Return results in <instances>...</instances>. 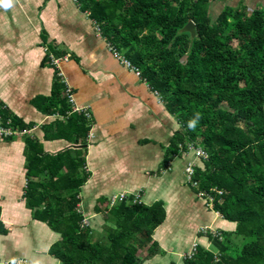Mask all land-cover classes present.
I'll return each mask as SVG.
<instances>
[{"label":"trees","instance_id":"obj_1","mask_svg":"<svg viewBox=\"0 0 264 264\" xmlns=\"http://www.w3.org/2000/svg\"><path fill=\"white\" fill-rule=\"evenodd\" d=\"M79 1L101 28L108 26L102 30L109 46L124 53L175 117L168 155L180 157L193 146L209 157L195 167L198 193L214 196L213 209L234 229L202 233L213 249L198 245L183 263L264 264V15L224 10L213 19L208 8L216 0ZM190 22L194 39L183 31ZM4 109L0 116L7 125ZM71 115L63 128L79 145L88 123L81 114ZM67 155L29 159L28 208L61 236L56 258L61 264H146L140 251L158 253L152 236L165 221V209L148 208L133 196L101 211L105 241L94 240L95 229L78 207L88 180L85 157ZM64 168L70 172L63 176ZM46 172L49 182H37ZM5 233L0 225V235Z\"/></svg>","mask_w":264,"mask_h":264},{"label":"crops","instance_id":"obj_2","mask_svg":"<svg viewBox=\"0 0 264 264\" xmlns=\"http://www.w3.org/2000/svg\"><path fill=\"white\" fill-rule=\"evenodd\" d=\"M224 10L264 15V0H216L208 13L216 19ZM95 22L73 0L0 2V108L9 128L27 131L0 139V225L6 231L0 235V264H61L53 253L61 236L28 208L29 159L36 155L85 157L88 180L78 207L95 230L99 220L105 230L101 211H108L113 196L140 195L148 208L162 205L166 218L152 236L159 251L146 264H184L180 256L193 244L212 249L202 228L234 229L186 183V168L202 167L201 161L192 152L168 155L175 117L160 94L111 51ZM51 57L60 61L77 104L91 112V119L84 116L89 134L79 145L65 135L73 116L67 115L70 105ZM69 172L64 168L61 175ZM36 181L47 184L49 174Z\"/></svg>","mask_w":264,"mask_h":264},{"label":"built area","instance_id":"obj_3","mask_svg":"<svg viewBox=\"0 0 264 264\" xmlns=\"http://www.w3.org/2000/svg\"><path fill=\"white\" fill-rule=\"evenodd\" d=\"M76 3H79V0H73ZM96 24V22H95ZM97 32L98 34H101V27H99L98 25L96 26ZM109 46V45H108ZM110 47V46H109ZM111 51L114 52V54L120 58V53L118 51L113 50L110 47ZM51 63L52 65H54L57 70H58V78L61 81L63 88H64V95L66 97L67 103L70 105V110L67 111V115H71L74 113H78L81 114L83 116H85L87 119H91V112L89 110V108L87 106H79L76 102V98H75V93L73 91V88L71 87V85L69 84L70 82L67 79V76L59 69V64L60 61L55 59L54 57H51ZM123 63L125 65H127L128 68L134 70L135 72H137L138 74H140L138 72V70L133 67L132 65L129 64L128 61H126V59H123ZM7 125H9V121H7ZM7 125H3L2 123V116H0V139L2 138H7V137H12V136H21L27 133L26 130H18V129H11L9 128ZM92 137V136H89ZM190 152L194 153L195 156L201 160V161H208L209 157L207 155V153L200 149V148H195L193 146H191L190 148ZM185 179H186V183L191 186L192 188L198 189L199 188V183L195 180V166L194 165H189L186 170H185ZM217 193L219 195H222L223 192L222 191H217ZM198 196L200 198H204L206 200V203L209 207L213 208L214 207V202H215V197L212 195H208L207 193L204 192H200L198 193ZM136 198V200L140 197V195H136L134 196ZM124 202H130V198L129 196H127L126 194H121L118 196H113L110 199V207H117V205H120ZM136 203V201H135ZM204 234H211L212 236H217L218 232L213 231L212 228L209 227H204L201 230ZM197 246L198 245H194L192 250L190 251V253H188V256H186L185 258H192L193 255L196 253L197 250ZM14 263V262H11ZM15 264H27L25 260L23 261H19L16 262Z\"/></svg>","mask_w":264,"mask_h":264},{"label":"rangeland","instance_id":"obj_4","mask_svg":"<svg viewBox=\"0 0 264 264\" xmlns=\"http://www.w3.org/2000/svg\"><path fill=\"white\" fill-rule=\"evenodd\" d=\"M103 28H105V29H108V26L106 25L105 27H103ZM104 29V30H105ZM123 51H124V49H123ZM123 53V52H122ZM123 58H124V53H123ZM195 157V156H194ZM195 158H197V157H195ZM198 159V158H197ZM199 164H201V163H199ZM104 205H106V202H104ZM96 224V227H97V229L94 231V240H102V241H105V238L103 237L104 235H105V231H104V229L101 227V226H104L103 225V222L101 221V220H99L97 223H95ZM45 225H47V224H45ZM212 230L213 231H216L217 230V228H212ZM104 231V232H103ZM196 244V243H195ZM195 244H193L192 246H191V248L190 249H188V250H186V251H184V253H182L181 254V261H183L184 259H185V257L186 256H188V253H190V251L192 250V248H193V246L195 245ZM206 246H209V244L208 243H206L205 244ZM212 249H213V247H212ZM148 250V249H147ZM146 250V251H147ZM146 258H148L149 259V254H147V253H145V254H142V260H144L145 261V259ZM166 260L168 261V262H170V261H172L173 260V257L172 256H168V257H166ZM155 262H150V263H148V264H154Z\"/></svg>","mask_w":264,"mask_h":264},{"label":"water","instance_id":"obj_5","mask_svg":"<svg viewBox=\"0 0 264 264\" xmlns=\"http://www.w3.org/2000/svg\"><path fill=\"white\" fill-rule=\"evenodd\" d=\"M183 31H189L193 39L196 38V36H197V32H196V28H195L194 22L188 23L184 27Z\"/></svg>","mask_w":264,"mask_h":264},{"label":"clouds","instance_id":"obj_6","mask_svg":"<svg viewBox=\"0 0 264 264\" xmlns=\"http://www.w3.org/2000/svg\"><path fill=\"white\" fill-rule=\"evenodd\" d=\"M0 2H3L7 6L8 0H0Z\"/></svg>","mask_w":264,"mask_h":264}]
</instances>
